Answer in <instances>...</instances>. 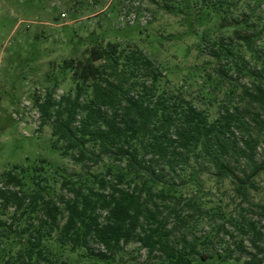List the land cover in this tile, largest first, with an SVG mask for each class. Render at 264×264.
Returning <instances> with one entry per match:
<instances>
[{
    "label": "trees",
    "instance_id": "1",
    "mask_svg": "<svg viewBox=\"0 0 264 264\" xmlns=\"http://www.w3.org/2000/svg\"><path fill=\"white\" fill-rule=\"evenodd\" d=\"M154 3L183 17L201 62L177 85L137 45L98 43L85 59L63 62L72 88L57 98L53 81L34 106L53 147L80 170L39 160L3 172L13 189L0 188V216L15 211L11 223L0 219V236L17 234L20 242L0 264H66V253L80 251L109 260L131 243L154 264H208L216 256L219 263H264L260 222L227 216L202 198L206 177L229 181L234 196L249 203L264 171L257 161L264 143V0ZM256 207L264 217V204ZM206 219L221 223L197 236L194 223ZM92 242L108 254H95Z\"/></svg>",
    "mask_w": 264,
    "mask_h": 264
},
{
    "label": "rangeland",
    "instance_id": "2",
    "mask_svg": "<svg viewBox=\"0 0 264 264\" xmlns=\"http://www.w3.org/2000/svg\"><path fill=\"white\" fill-rule=\"evenodd\" d=\"M157 1L0 0V188L13 189L1 180L3 172L29 166L39 160L69 171L80 170L79 165L62 157L60 151L53 147L51 128L41 125L40 114L34 106L35 97L43 96L53 81L59 84L55 94L57 98L72 88L71 74L61 71L65 60L85 59L88 51L98 43L137 45L167 68L172 85L180 84L189 68L201 62L195 47L198 39L183 17L164 12L154 3ZM262 12L264 14V6ZM134 14L137 17L131 23L127 17ZM212 26H215V21L197 30L203 32ZM257 161L264 162V143L258 149ZM256 182L258 190L252 192L249 203L243 204L234 196L229 181L219 184L204 177L202 198L211 206H223L227 216L259 221L264 232V217L261 209L256 207V204H264V171ZM193 193L186 191L185 196ZM14 211V207H9L5 213L1 212L0 219L11 223ZM29 222L32 228L39 224L35 216ZM220 223V219L217 222L207 219L195 222V234L204 236L214 224ZM26 225V219H21L16 222L14 230L18 232ZM16 236H0V260L16 255L20 242ZM27 236H24V241ZM226 240L232 242L231 238ZM245 245L249 246V242L245 241ZM91 249L95 254H108L96 242L91 243ZM222 250L218 247L220 253ZM239 255L240 251L234 254ZM110 257L102 260L95 255L87 257L85 251H80L66 253L65 261L66 264L157 262L138 243L125 245L123 250ZM216 257L208 264H244L234 259L219 263Z\"/></svg>",
    "mask_w": 264,
    "mask_h": 264
},
{
    "label": "built area",
    "instance_id": "3",
    "mask_svg": "<svg viewBox=\"0 0 264 264\" xmlns=\"http://www.w3.org/2000/svg\"><path fill=\"white\" fill-rule=\"evenodd\" d=\"M136 17H137L136 14H134V15H132V16H128L127 19L129 20V22L134 23L135 20H136ZM128 20H127V21H128Z\"/></svg>",
    "mask_w": 264,
    "mask_h": 264
}]
</instances>
